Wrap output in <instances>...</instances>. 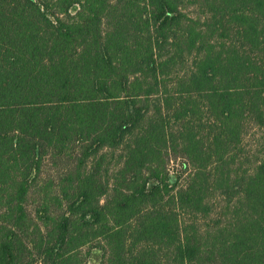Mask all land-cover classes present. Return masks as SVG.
<instances>
[{
    "label": "trees",
    "instance_id": "16d2710c",
    "mask_svg": "<svg viewBox=\"0 0 264 264\" xmlns=\"http://www.w3.org/2000/svg\"><path fill=\"white\" fill-rule=\"evenodd\" d=\"M92 249L264 264V0H0V264Z\"/></svg>",
    "mask_w": 264,
    "mask_h": 264
},
{
    "label": "rangeland",
    "instance_id": "374dc122",
    "mask_svg": "<svg viewBox=\"0 0 264 264\" xmlns=\"http://www.w3.org/2000/svg\"><path fill=\"white\" fill-rule=\"evenodd\" d=\"M73 11H75V9ZM174 164L176 166L177 163L174 162ZM58 167H61V164H59ZM50 168H51L50 169L51 170L50 171V176L53 177V175L55 174L56 171L55 170L52 171V169H53L52 166ZM41 198H42V196L40 195L39 190H37V192L35 194V200H36L37 206L39 205V201L41 200ZM83 251H84V253H86L87 252V247H85L83 249ZM101 255H102V252L100 250H98V249H92L91 252H90V256L87 257L88 264H98L100 262V260H101Z\"/></svg>",
    "mask_w": 264,
    "mask_h": 264
}]
</instances>
